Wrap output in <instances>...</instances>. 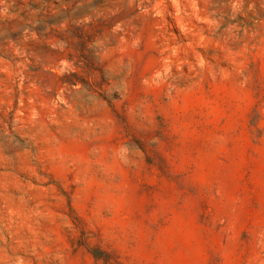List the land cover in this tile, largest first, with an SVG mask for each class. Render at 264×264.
I'll list each match as a JSON object with an SVG mask.
<instances>
[{
	"label": "rangeland",
	"instance_id": "1",
	"mask_svg": "<svg viewBox=\"0 0 264 264\" xmlns=\"http://www.w3.org/2000/svg\"><path fill=\"white\" fill-rule=\"evenodd\" d=\"M0 264H264V0H0Z\"/></svg>",
	"mask_w": 264,
	"mask_h": 264
}]
</instances>
